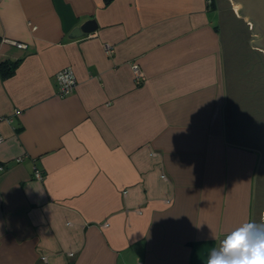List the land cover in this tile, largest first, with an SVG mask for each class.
I'll use <instances>...</instances> for the list:
<instances>
[{"label": "crops", "instance_id": "0c3cea01", "mask_svg": "<svg viewBox=\"0 0 264 264\" xmlns=\"http://www.w3.org/2000/svg\"><path fill=\"white\" fill-rule=\"evenodd\" d=\"M212 2L0 0V64L17 62L0 75V264H207L246 224L255 242L264 55L244 43L246 85Z\"/></svg>", "mask_w": 264, "mask_h": 264}, {"label": "rangeland", "instance_id": "374dc122", "mask_svg": "<svg viewBox=\"0 0 264 264\" xmlns=\"http://www.w3.org/2000/svg\"><path fill=\"white\" fill-rule=\"evenodd\" d=\"M219 2V8H221L220 11V25L222 27V34L223 38L226 41V47L230 50V56L232 57V60H235L236 63H241L239 66L240 69H242V72L245 74V84L249 85V77L251 76V73H248L247 71H250L248 67L251 68L253 66V60L255 57L253 55H250V52H247V50L244 48V43L248 40H252V33L250 26L245 25L244 18H239L238 15L235 13L234 5L232 4L233 1L231 0H218ZM241 43V44H240ZM246 44V43H245ZM241 46V47H240ZM250 46V47H249ZM248 47L251 48V45ZM243 51V53H242ZM241 52V53H240ZM258 59V58H257ZM258 71L259 73H255V79L254 82L259 83L261 85V88L263 90L261 97H262V103L264 102V66L259 67ZM257 75V76H256ZM253 79H251L250 82H252ZM262 113V117L264 116V107L260 110ZM255 117V116H254ZM253 117V118H254ZM259 122V121H258ZM255 131L253 132V134ZM262 169L257 170V175L255 176V189L258 188L257 184L260 185V188L264 185V159L262 162ZM261 196H259L260 204L258 202V205L260 206V214L256 213L257 219H258V225L260 226V229H263L264 226V188L262 189ZM259 194V192H258ZM260 229L258 230L260 232Z\"/></svg>", "mask_w": 264, "mask_h": 264}, {"label": "clouds", "instance_id": "9594fccd", "mask_svg": "<svg viewBox=\"0 0 264 264\" xmlns=\"http://www.w3.org/2000/svg\"><path fill=\"white\" fill-rule=\"evenodd\" d=\"M252 224L242 225L231 233L214 250L207 264H264V241L249 243L248 234Z\"/></svg>", "mask_w": 264, "mask_h": 264}, {"label": "water", "instance_id": "95a60500", "mask_svg": "<svg viewBox=\"0 0 264 264\" xmlns=\"http://www.w3.org/2000/svg\"><path fill=\"white\" fill-rule=\"evenodd\" d=\"M235 8V13L240 18H244L247 26H250L252 33L251 45L264 55V0H231ZM95 20H87L81 26L74 28L70 32V38L83 36L84 33L95 31ZM264 241V226L255 236V242Z\"/></svg>", "mask_w": 264, "mask_h": 264}, {"label": "built area", "instance_id": "2783aa9c", "mask_svg": "<svg viewBox=\"0 0 264 264\" xmlns=\"http://www.w3.org/2000/svg\"><path fill=\"white\" fill-rule=\"evenodd\" d=\"M12 44H14L17 48H22L25 46V44L22 42H17L10 40ZM105 54H111L113 52V47L110 44H105L104 46ZM133 74L135 76V79L140 80L142 78V73L140 67H138L137 64H133ZM55 82L58 85V94L59 95H67L73 92L76 82H75V74L74 71L71 70L70 67H66L63 69H60L59 72L55 74ZM2 140V135L0 134V142ZM21 159L18 158L17 161H20ZM3 170V167H0V171ZM36 179H41V174L39 172H35L34 174Z\"/></svg>", "mask_w": 264, "mask_h": 264}, {"label": "trees", "instance_id": "16d2710c", "mask_svg": "<svg viewBox=\"0 0 264 264\" xmlns=\"http://www.w3.org/2000/svg\"><path fill=\"white\" fill-rule=\"evenodd\" d=\"M207 2L214 5V2H212V0H207ZM16 64L17 62H11L10 64L8 63L0 64V75L3 77L9 76Z\"/></svg>", "mask_w": 264, "mask_h": 264}, {"label": "flooded vegetation", "instance_id": "af4514ba", "mask_svg": "<svg viewBox=\"0 0 264 264\" xmlns=\"http://www.w3.org/2000/svg\"><path fill=\"white\" fill-rule=\"evenodd\" d=\"M246 25V24H245Z\"/></svg>", "mask_w": 264, "mask_h": 264}]
</instances>
